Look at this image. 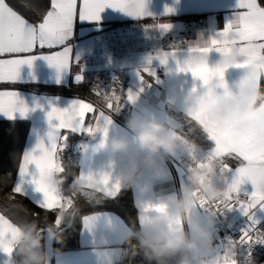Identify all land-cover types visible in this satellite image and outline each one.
Here are the masks:
<instances>
[{
	"label": "crops",
	"instance_id": "crops-1",
	"mask_svg": "<svg viewBox=\"0 0 264 264\" xmlns=\"http://www.w3.org/2000/svg\"><path fill=\"white\" fill-rule=\"evenodd\" d=\"M237 2L238 0H145V11L152 14L155 22L151 19L139 20L120 9L106 7L100 13L98 21L77 19L74 22L69 43L73 58L78 57V59L70 69L62 71L59 77L57 69L40 55H37L31 66L21 65L19 79L15 82L14 88L30 110L24 117L17 113L15 119H8L0 113V120H20L28 123L20 160L22 155L30 151L38 140L42 139L45 143L48 142V133L52 130L46 116L49 110V101L58 107H65L72 99L81 97L79 94L70 92L52 93L41 89L63 88L68 91H77L74 90L76 86L86 78L96 79L98 74H105L107 83L99 80L97 85L100 87L110 89L114 83L122 84L125 80L124 90L132 88L135 91L139 86L136 70L149 66L147 58L150 56L153 58L150 67L155 71L156 78L159 80V83L153 81L151 87L145 88L135 105L126 104L122 112L116 114L125 122H121L120 118L113 116V125L110 126L106 135L100 132L94 136L83 134L84 139L78 156L77 177L81 181L78 185L84 189H88L85 185L89 181L79 175L81 172L86 174L89 171L97 173L109 170L112 178L124 187L126 184H123L121 180L123 173L127 171L133 160L140 165L131 183L127 184L131 189L134 206L135 199L142 206L141 212L135 206L137 219L139 215L141 217L140 222L138 220L140 234H134L115 212L99 211L85 214L80 220L77 248L54 251L52 244L56 231L45 228L39 233L41 250L47 254L48 264H101L102 259H106L108 264H124L130 252L129 244L132 240H138L144 248L147 244L163 242L165 237L160 236L157 239V230L154 227L157 224L162 225L169 232L181 231L186 234L188 239L196 240L199 244L200 258L209 261L208 264H216L214 257H216L217 249L215 251L212 246H208L205 237L201 235V232H206L211 238V226L199 211L192 194L183 183L180 185L172 161L175 157L180 158L181 167H187L190 171L193 169L191 170L189 167L193 164L185 161L186 154L182 153L178 146L182 142L179 129L165 122V117L182 122V110L189 114H199L197 122L206 130L211 133L221 132L217 130L215 122L208 120L207 106L192 111L189 107L191 102L185 101V96L188 92H203L207 101L214 92L224 95V85H226L227 89L233 92L232 98H234L247 74L246 69L229 67L223 77L224 85H218L214 81L215 90L211 94H206L204 87L192 86L194 81L190 73L179 72L177 68L190 62L194 55H198L189 52L191 46L215 36L218 31L223 29L226 22L234 18L238 11ZM169 8L172 9L171 12L167 11ZM185 15L197 16L186 20L170 19ZM149 22H167L172 25V28L163 34L157 29L146 31L143 25ZM173 48L176 49L174 56L168 57L166 65L161 64L157 54L161 50L171 52ZM222 58V54L214 49L205 57L210 67L221 63ZM76 73L82 75V81H75ZM119 74L121 77H118ZM147 78L152 80V77ZM195 83L199 85L200 82L196 81ZM170 98L174 103H169ZM37 104L42 107H36ZM142 121H155L163 125L177 145L169 153V156L155 153L153 166H144L147 152L139 146L136 134L130 127V125H138ZM55 123L56 121H52V124ZM101 126L103 125L101 124ZM113 138L127 139V149L113 152L111 150ZM210 146L211 142H207L205 145L206 148ZM193 167L200 170V175L197 178L206 183L205 187L208 192L210 188L213 191L222 189L221 173L218 172L219 161L204 157L203 160L197 161ZM55 174L56 171L51 176V183L56 196L47 199L46 206L60 209L58 219L61 222L67 209V203L63 201ZM18 179L17 170L13 183ZM92 187L96 189L95 192H98L102 185L96 183ZM242 188L249 192L252 190L250 182L242 185ZM26 191L28 192L26 197L31 202L34 203L40 198L39 194L32 192L30 186H26ZM185 196L192 201V206L189 207L186 215L182 214L176 206L177 201ZM56 197H60V199ZM159 202L165 205L164 210L143 207L148 203ZM84 217L93 218L88 226H85ZM260 217L263 218L264 213ZM233 219L241 221L244 226L247 223V218L239 210H235ZM69 222L70 220L59 230L65 228ZM24 235V231L19 227L13 245L14 253L9 258L0 252V264H18L21 257L15 249L16 245L24 239ZM212 252L214 254H211ZM185 256L191 259V253L182 250L169 258L167 264H177Z\"/></svg>",
	"mask_w": 264,
	"mask_h": 264
},
{
	"label": "snow or ice",
	"instance_id": "snow-or-ice-1",
	"mask_svg": "<svg viewBox=\"0 0 264 264\" xmlns=\"http://www.w3.org/2000/svg\"><path fill=\"white\" fill-rule=\"evenodd\" d=\"M106 7L120 9L139 20L151 19L155 22L152 14L145 11V0H0V113L8 119H15L17 113L21 117L26 116L30 109L14 88L21 65L31 66L40 55L57 69L59 77L78 59L73 58L69 43L74 22L77 19L98 21ZM237 8L234 18L226 22L215 36L191 46L189 52L198 55L177 68L179 72L190 73L194 81L192 86L204 87L206 94L215 90L214 81L224 85L223 77L229 67L246 69L241 87L250 86L253 81L264 86V0H238ZM167 11L171 12L172 9ZM154 22L145 23V30L157 29L163 34L172 28L170 23ZM213 49L222 56L235 51L240 58L234 63H219L210 67L205 57ZM175 51V48L171 52L161 50L157 58L166 65L168 57L174 56ZM152 59L151 56L147 58L149 66L136 70L139 86L135 91L132 88L124 90L117 82L107 91L97 85L89 95L72 99L65 107H58L49 101L46 116L52 130L48 133V142L38 140L30 151L22 155L18 181L13 183L7 172L0 174V252L11 258L19 224L40 216V212L28 209L23 203V198L28 196L26 186L39 194L40 198L34 201L36 206L52 217L53 224L59 226L56 215L59 209L47 207L46 200L56 196L51 183L52 174L57 170L61 175L67 173L61 153L67 147L69 137L83 134L94 136L97 132L106 135L113 125V116L121 113L126 104L135 105L141 93L146 87H151L153 81L159 83L155 71L150 67ZM147 77H152V80ZM82 79V75L76 73L75 81ZM196 81L200 82L199 85ZM224 87V95L232 98L233 92L226 85ZM169 103L174 101L170 98ZM36 107L42 106L37 104ZM182 111V122L167 116L165 122L189 136L198 145L199 155L219 161L218 172L223 176L222 190L225 195L223 200L213 202L218 216L224 217L229 211L239 210L247 218L238 237H220L216 232V264H257L253 251L256 245H264V229L259 227V214L264 213V107L250 123L218 133H211L200 125L197 122L199 114ZM52 121L56 123L52 124ZM207 142H211L208 148L205 147ZM181 163L178 157L172 161L180 185L184 180ZM79 175L89 181L85 187L92 191H96L93 184L102 185L98 191L101 199L115 200L124 191L109 170L81 172ZM249 182L252 186L250 192L242 188ZM67 198L75 202L70 195ZM134 203L141 212V204L136 199ZM206 204L207 201H201V206ZM143 207L164 210L165 205L159 202ZM19 212H23L24 216L19 217ZM140 218L139 215V222ZM83 219L85 226H88L93 218ZM226 245L233 246L232 254L226 253Z\"/></svg>",
	"mask_w": 264,
	"mask_h": 264
},
{
	"label": "clouds",
	"instance_id": "clouds-1",
	"mask_svg": "<svg viewBox=\"0 0 264 264\" xmlns=\"http://www.w3.org/2000/svg\"><path fill=\"white\" fill-rule=\"evenodd\" d=\"M239 53L233 51L231 54L223 56L221 63L228 64L238 61ZM185 101L191 102L190 110L195 111L201 107L207 106V118L215 122L218 131H224L230 128H238L253 121L259 113L261 107H264V86L253 81L250 86H239L238 92L234 98H228L219 93H213L210 99L206 101L203 92H188ZM136 134L139 146L147 152L144 159V166H153L155 153H170L176 148V141L172 139L165 127L155 121H142L138 125H130ZM128 147L127 139L113 138L111 141V150L113 152L125 150ZM140 165L133 160L129 168L123 173L121 180L123 184H130ZM200 175L199 169H194L192 174L193 183H196V177ZM78 177L74 178L73 184H79ZM264 186V185H262ZM210 196H219L218 191L209 189ZM99 196V194H97ZM177 209L186 215L192 201L189 197L177 201ZM214 215L208 213L209 218ZM64 218L72 216L71 212L63 214ZM157 230V239L160 236L165 237L162 243L147 244L144 249L145 258L154 261L155 264H167V260L182 250L191 253V259L187 256L180 259L177 264H206L199 256V244L196 240H190L186 234L181 231L169 232L162 225H154ZM205 237V242L211 246V238L208 233L201 232ZM62 239V238H61ZM16 252L21 259L18 264H48L47 254L41 250V238L33 235L31 231L25 232L24 239L16 245ZM231 251V248H229ZM101 264H108L106 259L101 260Z\"/></svg>",
	"mask_w": 264,
	"mask_h": 264
},
{
	"label": "trees",
	"instance_id": "trees-1",
	"mask_svg": "<svg viewBox=\"0 0 264 264\" xmlns=\"http://www.w3.org/2000/svg\"><path fill=\"white\" fill-rule=\"evenodd\" d=\"M197 15H185L180 17H172L170 19H192ZM149 21V20H148ZM98 78H86L80 85L76 86L77 91H68L67 89L60 88H47L41 89L52 93H73L81 97L87 96L91 93L93 86L102 81L107 83L105 74H98ZM118 77H121L119 74ZM120 80V79H119ZM121 87L125 88V80L122 82ZM110 90V89H105ZM94 98V97H93ZM28 123L20 120H0V174L5 172L11 175L12 182H14L22 148L24 145V139L27 133ZM84 137L82 135H73L69 137L67 147L61 153V159L65 164L67 173L61 175L59 170L56 171V178L58 179V186L62 195L64 203H67V209L65 213L71 212L72 216L59 223V226L51 222L52 217L43 213L33 202L27 197L23 198L24 205L34 211L40 212V216L36 218H29L30 220L22 221L19 227L22 231H31L33 234L43 231L45 228H51L55 232L53 238V250L62 251L67 249H73L78 247V237L80 229L81 217L85 214H90L99 211H112L117 213L125 223L130 227L134 234H140L138 225L136 208L132 201L131 189L128 185H125L124 191L117 199H101L97 196L98 192L91 191L80 187L78 184H73L74 178L78 175V156L80 153L82 141ZM67 176V179H66ZM12 185L10 184L9 187ZM2 194V193H0ZM67 194V195H66ZM70 195L74 198L75 202L70 201L67 196ZM91 201V203L86 202ZM60 212L57 211L56 215ZM19 217H23L24 213L19 212ZM69 224L59 230L62 226ZM62 238V239H61ZM20 256V255H19Z\"/></svg>",
	"mask_w": 264,
	"mask_h": 264
},
{
	"label": "built area",
	"instance_id": "built-area-1",
	"mask_svg": "<svg viewBox=\"0 0 264 264\" xmlns=\"http://www.w3.org/2000/svg\"><path fill=\"white\" fill-rule=\"evenodd\" d=\"M114 117H118L115 115ZM120 118V117H118ZM119 120V119H118ZM119 121H124L120 118ZM125 122V121H124ZM161 155L169 156V153L159 152ZM184 171V180L183 185L185 188L192 194L194 198V202L196 203L199 211L203 215V217L209 222L211 226V239L216 241V232L220 237L230 236V237H238L240 235V229L245 227L241 221H236L233 219L234 212L229 211L225 214L224 217H219L215 206L213 205L214 201H221L224 199V191L221 189L218 191L220 193L219 196H210L207 191L205 182L200 181L197 177L196 183H193L192 174L187 167H182ZM221 185L223 186V176L220 175ZM201 201H207L206 206H201ZM213 212L214 215L209 218L208 213ZM260 228L264 229V217L261 218V222L259 225ZM231 248V251H229ZM225 251L228 254L233 253V246L226 245ZM253 256L257 259V264H264V245H256L253 251ZM125 262L124 264H126Z\"/></svg>",
	"mask_w": 264,
	"mask_h": 264
},
{
	"label": "rangeland",
	"instance_id": "rangeland-1",
	"mask_svg": "<svg viewBox=\"0 0 264 264\" xmlns=\"http://www.w3.org/2000/svg\"><path fill=\"white\" fill-rule=\"evenodd\" d=\"M179 132L182 135V140H181L182 142H180L178 146H179L181 152L182 153L185 152L184 154H186V157H184L185 161L188 162L189 164H193V166H194V164L197 161H199L201 159L203 160L204 157L198 154L199 153V147H198V145L189 136L185 135L181 129H179ZM193 166H190L189 168L191 170L192 169L193 170L194 169H197V168H195ZM261 214L262 213H260L259 215H261ZM39 233L40 232H37L36 234H33V235L39 237ZM211 246H212V249L216 251L217 244L212 239H211ZM211 254H214V253L212 252ZM214 258H216V257H214ZM206 260H208V259L206 258ZM208 262L209 261H206V264H208Z\"/></svg>",
	"mask_w": 264,
	"mask_h": 264
},
{
	"label": "bare ground",
	"instance_id": "bare-ground-1",
	"mask_svg": "<svg viewBox=\"0 0 264 264\" xmlns=\"http://www.w3.org/2000/svg\"><path fill=\"white\" fill-rule=\"evenodd\" d=\"M129 248L130 252L126 258V264H155L154 261H149L145 258V248L139 244L138 240H132L129 244Z\"/></svg>",
	"mask_w": 264,
	"mask_h": 264
}]
</instances>
